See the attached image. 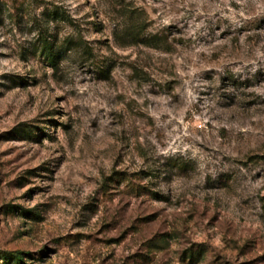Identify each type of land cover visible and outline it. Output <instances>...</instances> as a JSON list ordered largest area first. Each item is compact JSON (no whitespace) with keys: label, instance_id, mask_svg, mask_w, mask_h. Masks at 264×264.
Listing matches in <instances>:
<instances>
[{"label":"rangeland","instance_id":"1","mask_svg":"<svg viewBox=\"0 0 264 264\" xmlns=\"http://www.w3.org/2000/svg\"><path fill=\"white\" fill-rule=\"evenodd\" d=\"M0 264H264V0H0Z\"/></svg>","mask_w":264,"mask_h":264},{"label":"trees","instance_id":"2","mask_svg":"<svg viewBox=\"0 0 264 264\" xmlns=\"http://www.w3.org/2000/svg\"><path fill=\"white\" fill-rule=\"evenodd\" d=\"M52 59V58H51ZM53 62H56L54 59H52Z\"/></svg>","mask_w":264,"mask_h":264}]
</instances>
